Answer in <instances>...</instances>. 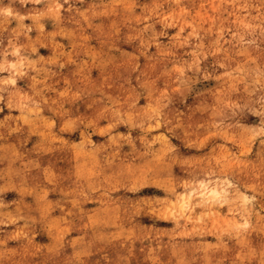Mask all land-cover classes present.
<instances>
[{"label":"rangeland","instance_id":"1","mask_svg":"<svg viewBox=\"0 0 264 264\" xmlns=\"http://www.w3.org/2000/svg\"><path fill=\"white\" fill-rule=\"evenodd\" d=\"M0 264H264V0H0Z\"/></svg>","mask_w":264,"mask_h":264},{"label":"bare ground","instance_id":"2","mask_svg":"<svg viewBox=\"0 0 264 264\" xmlns=\"http://www.w3.org/2000/svg\"><path fill=\"white\" fill-rule=\"evenodd\" d=\"M219 196H220V194L217 191H215V189L214 190H206V192H203L199 196V200H200L199 202L202 204L204 203V205L207 203H212L214 201H217L219 199Z\"/></svg>","mask_w":264,"mask_h":264}]
</instances>
